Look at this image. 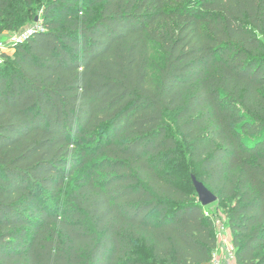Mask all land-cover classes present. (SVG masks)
<instances>
[{
	"label": "trees",
	"instance_id": "1",
	"mask_svg": "<svg viewBox=\"0 0 264 264\" xmlns=\"http://www.w3.org/2000/svg\"><path fill=\"white\" fill-rule=\"evenodd\" d=\"M35 2L0 0V32ZM42 14L0 64V264L210 261L212 221L165 169L180 140L236 263L264 264V0H46Z\"/></svg>",
	"mask_w": 264,
	"mask_h": 264
},
{
	"label": "rangeland",
	"instance_id": "2",
	"mask_svg": "<svg viewBox=\"0 0 264 264\" xmlns=\"http://www.w3.org/2000/svg\"><path fill=\"white\" fill-rule=\"evenodd\" d=\"M86 2L87 0H79V4H81L82 6H85ZM45 3L46 0H36V2L32 5L34 11L32 12L29 20H27V23H24L21 26L19 25L14 30H2L0 32V64L3 63V58L5 55L11 56L14 53L16 44L22 41L21 39H23V37L29 32L31 28L37 27L42 23V13L45 7ZM92 10H94V12H97L96 7L92 8ZM96 15L97 14L95 13L94 18ZM258 36L264 42V33H259ZM161 58L162 53L160 49L156 47L152 49L151 69L153 72L156 70V67L161 64ZM151 74L154 75L152 72ZM165 120L169 131L180 140L181 136L176 131L173 117H171L170 114H167ZM187 155L188 153L186 147L182 144V140H180L178 149L176 150L177 159H172L170 162L166 163L165 169L173 171L176 176L180 177V181L183 186L193 191V186L190 182V175H197V169L191 168L188 158L186 157ZM82 170V167L76 169L73 176L77 173L82 174ZM70 183L71 182L69 180L68 184ZM223 206L224 204H220L218 201H216L204 207V210L206 211L213 224V233L216 236L218 242L217 249L214 251V253H216L219 257L222 256L227 246H233L232 234L227 223V218L223 211Z\"/></svg>",
	"mask_w": 264,
	"mask_h": 264
},
{
	"label": "water",
	"instance_id": "3",
	"mask_svg": "<svg viewBox=\"0 0 264 264\" xmlns=\"http://www.w3.org/2000/svg\"><path fill=\"white\" fill-rule=\"evenodd\" d=\"M190 177L197 194V199L202 206L206 207L217 201V196L202 181H200L194 174Z\"/></svg>",
	"mask_w": 264,
	"mask_h": 264
},
{
	"label": "built area",
	"instance_id": "4",
	"mask_svg": "<svg viewBox=\"0 0 264 264\" xmlns=\"http://www.w3.org/2000/svg\"><path fill=\"white\" fill-rule=\"evenodd\" d=\"M203 264H237L233 246H227L220 257L213 253L211 260Z\"/></svg>",
	"mask_w": 264,
	"mask_h": 264
}]
</instances>
